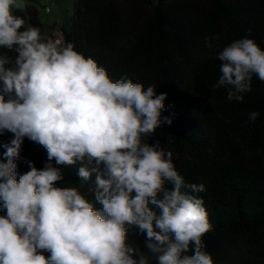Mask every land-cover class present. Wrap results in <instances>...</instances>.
Wrapping results in <instances>:
<instances>
[{
    "label": "clouds",
    "instance_id": "9594fccd",
    "mask_svg": "<svg viewBox=\"0 0 264 264\" xmlns=\"http://www.w3.org/2000/svg\"><path fill=\"white\" fill-rule=\"evenodd\" d=\"M26 7L0 0V135L12 134L0 161V264H150L149 256L156 264H215L203 241L213 227L198 195L205 185L186 183L173 153L148 142L172 123L161 120L167 93L113 80L73 43L25 27L16 13ZM217 59L212 88H224L229 101L243 102L254 75L264 82V50L254 39L231 42ZM25 138L46 149L43 168L22 158ZM20 160L30 170L18 176ZM53 160L79 165L88 195L57 187L64 176ZM130 233L144 237L147 253L129 243Z\"/></svg>",
    "mask_w": 264,
    "mask_h": 264
},
{
    "label": "trees",
    "instance_id": "16d2710c",
    "mask_svg": "<svg viewBox=\"0 0 264 264\" xmlns=\"http://www.w3.org/2000/svg\"><path fill=\"white\" fill-rule=\"evenodd\" d=\"M16 14L25 17V27H38L62 45L73 43L113 80L127 77L145 90L154 86L156 95L167 93L161 120L172 123L162 124L148 142L173 153L186 183L205 185L198 195L213 225L203 236L205 250L215 264H264V82L254 75L243 102L212 88L224 47L247 37L264 50V0H76L70 26L58 31H48L32 5ZM206 37H213L211 49ZM252 111L259 113L255 122L248 119ZM11 138L0 135L2 162V145ZM21 156L38 169L48 162L46 149L27 138ZM51 163L64 176L57 187L88 195L79 165ZM17 165L18 176L30 170L23 160ZM129 243L147 253L143 236L130 233Z\"/></svg>",
    "mask_w": 264,
    "mask_h": 264
},
{
    "label": "rangeland",
    "instance_id": "374dc122",
    "mask_svg": "<svg viewBox=\"0 0 264 264\" xmlns=\"http://www.w3.org/2000/svg\"><path fill=\"white\" fill-rule=\"evenodd\" d=\"M25 3L36 7L39 19L48 31L53 27L58 31L70 26L76 0H25Z\"/></svg>",
    "mask_w": 264,
    "mask_h": 264
},
{
    "label": "built area",
    "instance_id": "2783aa9c",
    "mask_svg": "<svg viewBox=\"0 0 264 264\" xmlns=\"http://www.w3.org/2000/svg\"><path fill=\"white\" fill-rule=\"evenodd\" d=\"M46 11H49V9H48V8H46Z\"/></svg>",
    "mask_w": 264,
    "mask_h": 264
}]
</instances>
